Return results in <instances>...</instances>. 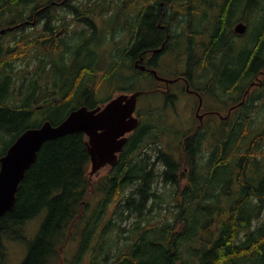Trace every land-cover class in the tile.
Masks as SVG:
<instances>
[{
  "label": "trees",
  "instance_id": "trees-1",
  "mask_svg": "<svg viewBox=\"0 0 264 264\" xmlns=\"http://www.w3.org/2000/svg\"><path fill=\"white\" fill-rule=\"evenodd\" d=\"M33 1L40 2L25 0ZM0 11L1 15L3 9ZM263 23L264 20L260 27L262 37L247 39L241 45L227 40L230 47H225L226 39L217 35H212L207 42L205 51L209 48L216 52L217 48L225 47L216 57L223 71L219 79L235 94L264 70ZM35 39L17 41V51L12 49V53H17L14 59L26 61V68L12 71V93L15 79L21 80V87L19 98L10 107L4 103L8 96L4 95L8 91V78L7 87L0 86V130L3 132L0 144L8 137L7 125L18 122L19 118L30 120L39 115V123L31 127L45 120L57 124L75 107L70 104L72 93L78 92L74 80L83 66L75 72L76 79L69 73L70 79L59 83L58 94L55 93L59 96L58 102L44 101L40 108L32 109L40 90L41 69L52 65V71L60 78L68 70L64 52L59 56L62 64L49 58L42 60L38 68ZM258 60L262 65H258ZM228 70L231 73L225 74ZM85 74L82 71V78ZM97 76L96 89L106 80L111 82L113 77L114 83H123L132 77L114 68ZM87 93L88 107H91L97 99L93 92ZM247 106L249 110L245 109ZM147 126L157 128L158 124L154 121L153 125L147 119L136 131L142 136ZM207 139H211V150L203 165L195 163L192 166L195 171L188 174L181 172L183 168L179 165L172 168L171 183L174 185L180 180L179 171L185 184L184 190L172 188L171 195H135L144 184L154 180L144 165L134 163L132 155L141 148L126 146L118 163L91 186L85 134L74 132L49 140L20 181L14 206L0 218V232L3 234L8 227L11 240L27 242L28 252L21 264H59L60 248L68 235L78 230L81 239L71 264H264V78L262 83L251 86L250 103L239 105L232 118L218 123L210 121L198 130L190 149L172 154L168 159L199 160V146ZM161 156L165 157L164 152ZM138 178L142 186L131 187ZM167 202H174L175 206L172 212L168 211L170 217L165 216ZM42 212L44 218L34 238L25 239V224ZM154 212L158 214L153 215ZM3 255L4 247H0V258Z\"/></svg>",
  "mask_w": 264,
  "mask_h": 264
},
{
  "label": "flooded vegetation",
  "instance_id": "flooded-vegetation-1",
  "mask_svg": "<svg viewBox=\"0 0 264 264\" xmlns=\"http://www.w3.org/2000/svg\"><path fill=\"white\" fill-rule=\"evenodd\" d=\"M19 1L21 0H0V8H3V5L7 3L15 5ZM188 1L40 0L35 8L30 7L28 10L29 7H27L24 8L25 11L20 8L22 14L17 19H9L10 12L1 14L0 47L3 49L0 52V86L7 87L6 78H8V91H4V95L6 93L5 96L8 95L4 98L6 106L10 107V103L7 104V101L10 99L11 93L12 66L15 61H21L20 59L13 60L12 49L16 50L17 41H22L27 36L28 33L23 31L25 27L33 28L34 26L36 32L35 37L39 50L37 54L38 68L42 60L51 58L54 63H57L60 56L59 51L44 50L41 46L42 37L48 35L60 40L66 38L60 48L67 51L64 65L68 70L62 78L57 73L58 81L53 77L46 83V89H44V81L40 84L41 80L38 77L41 101L58 102L59 96L55 93L59 89L55 86L60 83V80L64 82L70 79L69 73L73 74V80L76 78L79 80L75 87L81 86L87 92L92 85L97 83L98 74H103L107 69L117 70L128 66L132 67L135 71L144 73L152 81L150 86L142 90L151 99L144 104H140L138 100L136 103L134 115L138 118L137 128L141 122L147 119L153 125L155 121L158 127L147 126L142 136L136 131L137 128L125 135L127 140L123 150L126 146L134 147L133 149L141 148L132 155L134 163L144 165L146 171L152 174L154 179L150 181L149 185L142 186L141 178H138L131 183V187L142 186V190L139 189L135 195H171L172 188L177 187L184 190L185 181L181 180V172L192 173L195 171L194 168L192 169L195 163L205 162L208 152L211 150V139L202 141L201 148L199 146V160L173 161L168 157L190 149L197 139L198 130L204 127L205 123L208 125L210 121L218 123L221 119L232 118L237 113L239 105L245 102L250 103L252 81L249 80L247 87L239 93L237 91L236 94L229 90L231 88H225L218 78L219 76L214 74L221 68V61L216 58L219 53H213V50L207 48L206 50L209 52L207 54L205 51V47L209 45L206 44L207 40L212 35H217L222 40H231L236 44L237 40L245 41L262 37L260 27L264 20V5L252 4V2L260 0ZM181 4L183 5L181 6ZM109 21L118 23L119 35L108 41V38L114 37L115 28L111 27L110 30L102 34L99 25ZM197 39L202 40V45L198 51H193L192 45H196L193 41ZM12 40H14L13 46ZM188 42L191 45L188 46ZM52 44L48 43L47 45L52 46ZM83 53L90 57L88 63H81L77 60L78 56ZM210 53L211 56H209ZM167 55L169 60L165 59ZM57 64L62 63L60 61ZM80 66H83L81 71L78 68ZM163 67L168 70L169 74L161 72ZM77 69L79 72L76 76ZM92 70L96 76L94 81L92 80L94 76H91ZM82 71L86 73L83 80ZM124 72L121 73L124 75ZM260 73L264 77V70H261ZM40 74H43L42 69ZM213 74L217 76L214 79L211 78ZM159 76L163 79H159ZM113 79L111 82L106 80L95 90L93 95L97 102L90 104L92 106L89 108L103 106L120 94L130 93L125 89L126 86H122L123 83L119 85L114 83ZM254 80L256 83H262V78H259L258 75ZM108 83L110 85L109 92L106 97L99 98L98 93L102 91V86ZM72 95L76 96L74 92ZM185 97L192 98V102L189 103ZM205 97L209 101L205 100ZM88 100L86 97L83 101L85 104L81 105L88 106ZM245 109L249 110V107L247 106ZM180 114L187 115L194 125L188 128H179L181 124L168 121L170 119L181 121ZM161 152H164L166 159L162 158ZM175 165H179L183 169L181 172L178 171L180 180L173 185L171 177L174 176L172 168ZM108 169H105V173L100 176L109 172ZM119 194L122 195L121 192ZM169 214L166 213V216L170 217ZM0 234L2 233L0 232ZM7 240H11L8 227L0 236L1 247H6Z\"/></svg>",
  "mask_w": 264,
  "mask_h": 264
},
{
  "label": "water",
  "instance_id": "water-1",
  "mask_svg": "<svg viewBox=\"0 0 264 264\" xmlns=\"http://www.w3.org/2000/svg\"><path fill=\"white\" fill-rule=\"evenodd\" d=\"M139 93L119 95L94 109L80 106L58 124L45 120L38 127H29L20 133L0 157V216L14 206L20 181L48 140L82 131L87 136L90 173H96L107 164H115L125 141L123 135L137 126L138 119L132 114Z\"/></svg>",
  "mask_w": 264,
  "mask_h": 264
},
{
  "label": "rangeland",
  "instance_id": "rangeland-1",
  "mask_svg": "<svg viewBox=\"0 0 264 264\" xmlns=\"http://www.w3.org/2000/svg\"><path fill=\"white\" fill-rule=\"evenodd\" d=\"M22 3L24 4V6H23ZM11 4L12 3L4 4L3 5V8H2L3 9L2 14H4V11H5V13L10 12V14H11L10 16L11 17L8 16V17H10V19H17V18H19L20 14H22V10L25 11L24 8L29 7L28 8V10H29L30 7H34V6L37 7V3L36 2L34 3V1L33 2H28V3L22 1L19 4L16 3L15 4L16 6L15 5H11ZM252 4L253 5H264V0H260L259 2H252ZM7 8H10V9H7ZM117 24L118 23L115 24L112 21H109V22H102L99 25V27H101L102 34H103V32L110 30L111 27H114L115 28L116 32H115L114 37L113 38H108V41H109V39H112L113 40L116 36L119 35V32H118L119 31V28H117ZM23 31H26L28 33V34H26L27 36L25 37L24 41H27V39H33V37L36 36V32L34 30V26H33V28H29V27L26 28L25 27V30H23ZM64 39H66V38H63L62 40H60V39H58V38H56L54 36L52 37V36H48L47 35L45 37H42L43 42L41 44H42V47L46 51L49 49L50 50L49 52L59 51L58 52L59 54H61L63 52L65 54H67L66 53L67 52L66 49L60 48L61 43L64 42ZM54 41H56V43ZM201 41L202 40H200V39H197V40H194L193 41L198 46L197 47L195 44H193L192 45V50L193 51H198L200 49V47L202 45ZM52 42H53L52 46L47 45L48 43H52ZM225 42H226L225 43V46L230 47L229 41L225 40ZM236 42H237L238 45H241L243 41L242 40L241 41H238L237 40ZM18 44L21 45V43H18ZM187 44H188V46L191 45L189 42ZM13 45H14V40H12V46ZM57 49H59V50H57ZM222 49H223V47L222 48L219 47L218 49H216V53H218L219 50H222ZM13 55H16V54L15 53H12V57H13ZM165 59H168L169 60V56L167 55V57H165ZM13 60H15V59L13 58ZM77 60L79 62H81V63H88L90 61V57L84 55V53H83V54H80L78 56ZM101 62H103V61L101 60ZM14 63L15 64H17V63L19 64L16 67L17 69H21V68H23L25 66V63H22L21 61L20 62L19 61H15ZM57 63H60L59 58L57 59ZM178 63H179V61H178ZM93 69L96 70L94 67H93ZM42 71H43V74H40V77H39V79L41 80L40 81V84H42V81H49V80L51 81L53 77L55 78L56 81H58L57 74L51 72L52 71V65H51V67L42 69ZM117 71L118 72L128 71L129 74L132 73V75H133L132 79L131 80H124L123 85H122V86H126L125 89L127 91H130L132 89L147 88L148 86H150V84L152 82L148 77H146V75L144 73L137 72L132 67L131 68L125 67L123 69H117ZM228 71L225 74L231 73V70H228ZM161 72L164 73V74H166V75L169 74L168 70L164 69V67L162 68ZM214 74L212 76L213 79L215 77H217ZM222 74H223V71H219L217 73V75L219 77H221ZM95 78H96V76H94L92 80L94 81ZM88 80H89V78H88ZM121 83H122L121 81H119V83L117 82V84H119V85ZM20 84H21V82H18L15 79V83H14L15 88L13 89V93L11 91V93L9 95L10 99H8L7 104L16 101L19 98V96H18V93H19L18 87L20 86ZM58 87H59V83H58V85L55 86V88L58 89ZM66 89H67V87L65 86L64 87V91ZM77 90H80V93H78L79 91L77 92L80 95L83 94V91L86 93V94L85 93L83 94L84 96L88 94L85 91V89L82 88V87L81 88L78 87ZM81 90H83V91H81ZM95 90H96L95 85H92L90 87V89H89V91L90 92H93V94H95ZM109 90H110V85L109 84L102 86V91H100L98 93V97L99 98L106 97V95L109 92ZM57 94H58V90H57ZM78 94H76V96H74L73 99L70 102V104L72 103L73 106H76V105L80 104V102L83 100V98H85L82 95H81L82 96L81 97ZM87 98H90V96L87 97ZM185 98L189 101V103L192 102L191 101L192 98L191 99L189 97H185ZM149 99H151V97H147V95H142V96L139 97V100L142 102V104L147 103ZM205 100H208L207 97H205ZM43 102L44 101H35L34 102L33 109H36L38 106L42 105ZM180 116H181V121L171 120V119L168 120V121L169 122H172V123H175V124H181V125H179V126H181L179 128H188V127L194 125V122L192 120L188 119L187 115L180 114ZM39 121H40V117H39V115H37V116H34L33 118H31L30 120L27 119L26 117H23V118H19V121L18 122L17 121H14V122H12V124L9 123V125H7V127H9V130L7 131L8 137L6 138V140L4 142H2L0 144V155L3 153V150H4L5 146H6V144H8L10 141H12L13 138L15 137V135L22 128L29 127V126L31 127V125H34L35 123H39ZM1 133H3V132H1V130H0V138L3 135ZM104 173H105V170L104 169L103 170L100 169L99 170V173L97 175H93L92 176V180L95 181L96 180L95 179L96 177H97V180H98L100 178L98 176H100V175H102ZM157 214L158 213H155V212L153 213V215H157ZM43 218H44V213L42 212L38 216H35L34 218L28 220V222L25 224V234H24L25 239H32V238H34V235H35L37 229L39 228V226H40ZM72 236H73V234H70L68 236L67 240L64 243L63 251L61 252L62 259H63L62 264H68L70 262V260L71 259L73 260L74 257H75L74 254H75L76 246H77L78 241H79V236L78 235H74L73 237ZM196 242H197V240H196ZM0 247H1V245H0ZM27 252H28V244H27V242H24L23 240H7L6 247H4V256H2V258H0V264H20ZM64 260H65V263H64Z\"/></svg>",
  "mask_w": 264,
  "mask_h": 264
},
{
  "label": "bare ground",
  "instance_id": "bare-ground-1",
  "mask_svg": "<svg viewBox=\"0 0 264 264\" xmlns=\"http://www.w3.org/2000/svg\"><path fill=\"white\" fill-rule=\"evenodd\" d=\"M27 1H28V0H27ZM178 1H179V0H178ZM187 1H188V0H187ZM193 1H194V0H193ZM20 2H21V1H20ZM20 2H18V4H19ZM23 2H25V0H24ZM56 2H57V1H56ZM143 2H144V1H143ZM168 2H169V1H168ZM188 2L191 3L190 1H188ZM188 2H187V3H188ZM26 3H28V2H26ZM34 3H35V1H34ZM145 3H146V2H145ZM170 3H171V2H170ZM13 4H14V3H13ZM22 4H23V3H22ZM46 4H47V3H46ZM152 4H153V3H152ZM173 4H174V3H173ZM27 5H28V4H27ZM35 5H36V4H35ZM49 5H50V4H49ZM61 5H62V4H61ZM66 5H67V4H66ZM182 5H183V4H181V6H182ZM15 6H16V5H15ZM23 6H24V4H23ZM28 6H29V5H28ZM56 6H57V5H56ZM134 6H135V5H134ZM170 6H171V5H170ZM13 7H14V6H13ZM34 7H35V6H34ZM34 7H32V8H34ZM1 8H2V7H1ZM11 8H12V7H11ZM125 8H126V7H125ZM173 8H174V7H173ZM182 8H183V7H182ZM7 9H10V8H7ZM47 9H48V8H47ZM128 9H129V8H128ZM149 9H150V8H149ZM32 11H33V10H32ZM154 11H155V10H154ZM165 11H166V10H165ZM0 12H1V11H0ZM149 12H150V11H149ZM4 13H5V11H4ZM149 14H150V13H149ZM33 15H34V14H33ZM139 15H140V14H139ZM9 19H10V18H9ZM29 19H30V18H29ZM27 24H28V23H27ZM27 24H26V25H27ZM204 24H205V23H204ZM263 24H264V23H263ZM226 27H227V26H226ZM228 27H229V26H228ZM6 31H7V30H6ZM50 31H51V30H50ZM215 31H216V30H215ZM213 33H214V32H213ZM211 35H212V34H211ZM260 36H261V35H260ZM44 37H45V36H44ZM35 40H36V39H35ZM213 40H214V39H213ZM204 41H205V40H204ZM215 41H216V40H215ZM54 42L56 43V41H54ZM207 42H208V40H207ZM44 43H45V42H44ZM52 43H53V42H52ZM208 43H209V42H208ZM208 43H206V44L208 45ZM225 43H226V42H225ZM225 43H224V44H225ZM36 44H37V43H36ZM212 44H213V43H212ZM214 44H215V43H214ZM229 44H230V43H229ZM229 44H228V45H229ZM44 45H45V44H44ZM49 45H50V44H49ZM207 45H205V46H207ZM41 46H42V44H41ZM208 46H209V45H208ZM212 46H213V45H212ZM224 46H225V45H224ZM26 47H27V46H26ZM36 47H38V46H36ZM216 47H217V46H216ZM225 47H227V46H225ZM225 47H224V48H225ZM45 48H46V47H45ZM205 48H206V47H205ZM224 48H223V49H224ZM54 49H55V48H54ZM217 49H218V48H217ZM44 50H45V49H44ZM209 50H210V49H209ZM16 51H17V50H16ZM24 51H25V50H24ZM38 51H39V50H38ZM214 51H215V50H214ZM191 52H192V51H191ZM211 52H212V51H211ZM23 53H24V52H23ZM44 53H45V52H44ZM208 53H209V52L207 51V54H208ZM213 53H214V52H213ZM215 53H216V52H215ZM16 54H17V53H16ZM211 55H212V54L210 53L209 56H211ZM214 55H215V54H214ZM18 56H19V55H18ZM18 56H17V57H18ZM1 57H3V56L1 55ZM48 57H49V56H48ZM189 57H190V56H189ZM256 58H257V57H256ZM15 59H16V58H15ZM209 59H210V58H209ZM251 59H252V58H251ZM0 60H1V59H0ZM260 60H261V59H260ZM260 60H258V61H259V64H258V65H262V64H260ZM3 61H4V60H3ZM206 61H207V60H206ZM206 61H205V62H206ZM251 61H252V60H251ZM258 61H257V62H258ZM0 62H1V61H0ZM203 62H204V61H203ZM1 67H2V66H1ZM2 70H3V69H2ZM64 72H65V71H64ZM1 73H2V72H1ZM110 74H111V73H110ZM63 75H64V74H63ZM83 77H84V76H83ZM82 79H83V78H82ZM76 82H77V80L75 81V84H76ZM79 85H80V84H79ZM83 86H84V85H83ZM77 88H78V87H77ZM80 88H81V86H80ZM84 89H85V88H84ZM76 90H77V89H76ZM77 91H79L78 93H80V90H77ZM81 91H83V90H81ZM85 91H86V90H85ZM76 93H77V92H76ZM78 93H77V94H78ZM81 93H82V92H81ZM84 93H85V92L83 91V94H84ZM83 94H81V95L84 97ZM85 94H86V93H85ZM78 95H80V94H78ZM81 95H80V96H81ZM82 96H81V97H82ZM87 96H89V95H87ZM94 102H95V101H94ZM82 103H83V102H82ZM67 106H68V105H67ZM72 106H73V105H72ZM240 106H241V105H240ZM63 136H64V135H63Z\"/></svg>",
  "mask_w": 264,
  "mask_h": 264
}]
</instances>
